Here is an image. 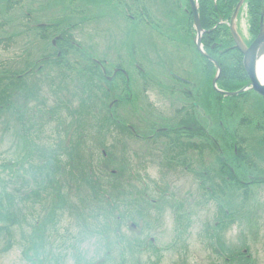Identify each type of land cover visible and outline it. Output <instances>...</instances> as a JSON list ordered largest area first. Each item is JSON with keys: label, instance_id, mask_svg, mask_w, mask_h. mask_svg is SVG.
Segmentation results:
<instances>
[{"label": "flooded vegetation", "instance_id": "obj_1", "mask_svg": "<svg viewBox=\"0 0 264 264\" xmlns=\"http://www.w3.org/2000/svg\"><path fill=\"white\" fill-rule=\"evenodd\" d=\"M10 1H5V13H9L10 9L18 5V3L13 5ZM251 1L259 8V14L254 19L251 18L252 13L246 4ZM76 2L80 5L67 9V15L62 12L67 20L62 19L61 24L55 23L58 17H54L52 23L34 24L36 27L34 30L38 32L39 45L45 43L46 45L41 48L49 46L52 53L45 54L34 63L26 62L22 71L14 72V69H10L7 72L9 73L7 78L21 80L19 85L9 88L6 104L10 106L9 111L16 115L21 129H25L24 133L30 130L25 126L27 113L25 107L32 99L28 98L29 102H26L24 98L26 104H23L25 106L23 108L20 102L16 101L15 104L12 97L13 94L22 96L20 93L22 91L18 90L27 86L26 79L31 78L36 70L38 72L51 70L49 73L58 71L57 77L63 88L71 90L67 98L71 96L80 102L77 108L72 107L67 111L61 110L66 107L64 104L66 100L59 104L60 109H56L57 113L61 115L67 113V119L72 118L73 121L71 127L66 129L64 122L57 117V123L60 125L49 149L35 143L37 148L34 155L43 163L39 169L42 172L37 175L41 177V183H36V188L30 193L35 194L38 201L42 195L48 194L49 185L52 192L69 195L73 189L70 182L61 185L57 178L61 175L67 176V179L71 175L75 178L81 175V178L88 179L93 190L106 200L108 209L105 210L106 215L104 212L103 217L106 224L114 223L112 218L118 221L115 232L118 236L117 243L121 246L119 226L124 222L112 212L117 213L119 209L116 203L117 193L114 192L116 198L112 200L106 191L103 192L94 186L96 178L93 177L91 165L82 166L88 170L87 174L82 168L81 172H77L74 161L91 163L94 157H98L97 161L104 163V172L116 183L121 182L123 175L133 176L138 181L142 176L139 171L146 168L144 167L146 163H157L155 166L159 169V176L177 172L189 174L200 179L197 186L199 190L204 192L207 190V193L211 194L218 190L217 173L220 177H225L228 183L231 181L232 188L235 185L247 193L251 189L250 185L254 184L253 187H256L264 181L260 179L264 177H261L264 169L256 166L255 170H250L252 156L247 149L251 139L242 135L245 130L241 129L242 125L254 124V131L263 133V138L259 142L261 147H264V97L255 91L241 92L250 86L251 80L244 65L246 56L239 49L233 34L234 31L245 50L252 46L259 36L260 25L264 24V0H243L233 21L239 0L231 12H217L210 19L211 27L204 25L199 13L200 0ZM194 8L202 28L200 37L194 21ZM26 14L28 24L37 21L30 12ZM29 25L27 31L31 30ZM19 26L22 28V23ZM73 31L86 32V43L83 45L78 43L71 35ZM8 38L12 42V37ZM197 40H200V45L196 43ZM70 51L79 52L80 59L69 60ZM219 70L220 74L214 86L213 79ZM49 73L41 75L40 80L49 79L47 84L50 92L59 100L60 94L68 91H60L62 86H58L54 78L50 79ZM74 78L81 80V83L75 84ZM202 78L204 83L207 82V91L213 96L210 104L207 99L210 95L203 90L201 84ZM235 93L238 94L226 95ZM225 98L230 99L225 116H232L235 113L238 116L236 118L238 129L233 132L228 130L224 119V122L221 121L223 110L220 108V99ZM40 101L42 102L41 98ZM249 104L261 112L258 120L250 117ZM40 105L46 108L41 103ZM209 106L210 109L207 110ZM241 108L243 109L240 110ZM43 109H39L41 114ZM48 111L52 113L49 108ZM84 111L92 118V125H88V120L83 115ZM76 113L80 116L78 123ZM84 119L87 124L83 123ZM92 128L97 131L95 134L99 137L97 143L92 142V137L87 133ZM109 137L116 140L114 152L110 148L102 147V140L110 139ZM31 156L28 158L31 159ZM115 160L118 161L119 169L110 170L108 165L113 164ZM128 160L137 164L131 167L125 163ZM45 161L53 163L46 172L42 170ZM253 171H260L261 175H252ZM204 183L210 187H204ZM117 191L122 193L120 189ZM63 199L65 203V199L69 197ZM60 202L61 198H52V214L55 210L63 208L62 204L59 205ZM131 205L132 203L127 207L131 208ZM92 213L99 217L98 213ZM50 217L53 221L54 218L51 215ZM130 225L134 229L137 228L134 222ZM38 226L35 230L41 237L43 230ZM144 229L143 225L142 230ZM86 240L89 241V238ZM37 241H40V238H37ZM147 242L148 247L152 245L159 250L152 237ZM44 243L45 241L39 242V246L44 249L37 252L41 255L34 257L32 263L40 264L39 258L46 256L42 255L43 253H49L46 264H50L54 258L52 251L45 252ZM138 243L139 252H144L143 243ZM217 246L219 250H216L215 255L223 259L224 264H235L237 258L244 256L241 253L236 255L235 252L229 256L223 244ZM121 253L119 264H127V256L123 255L124 250H121ZM98 255L104 259L101 253ZM135 260V264L141 263L137 257ZM75 261L77 264H93V260H87V255L79 254Z\"/></svg>", "mask_w": 264, "mask_h": 264}, {"label": "rangeland", "instance_id": "obj_2", "mask_svg": "<svg viewBox=\"0 0 264 264\" xmlns=\"http://www.w3.org/2000/svg\"><path fill=\"white\" fill-rule=\"evenodd\" d=\"M5 1L0 0V76L4 74L2 72L7 73L10 69H14V72L22 71L26 62L34 63L36 59L52 53L49 46L45 49L41 48L46 45L45 43L39 45L38 32L34 30L36 28L34 24L52 23L54 17H58L55 23L61 24L62 19L67 20L62 12L67 15V9L80 5L77 0H11L13 5L14 3L18 5L10 9L9 13H5ZM26 12H30L37 21L30 22L32 24L29 25L25 18ZM24 21H26L25 25ZM20 23L22 28L19 26ZM28 25L30 31H27ZM71 35L81 45L87 41L86 32L73 31ZM8 36L12 37V42ZM68 59L79 60V52L70 51ZM49 72L51 70L46 72L36 70L31 78L26 79L27 86L18 90L22 91L20 92L22 96L13 94L12 99L15 104L18 101L23 108L25 107L23 104L29 102L28 98L32 99L25 107L27 110L25 126L27 129L30 128L28 133H24L25 129H21L16 115L9 111L10 106L6 104V108L0 113V215H2L0 229L5 228L0 231V264H33L32 259L41 255L37 252L44 249L39 246L40 241H45V252L52 251L54 258L50 264H77L75 258L79 254L87 255V260H93V264L103 260L102 264H119L121 250H124L123 255L127 256V264H135L136 257L140 260V264H224L223 259L215 255L216 250H219L217 245L222 244L229 256L235 252L236 255L241 253L250 257L237 258L235 264H264V182L256 187H253L254 184L250 185L251 189L247 193L235 185L232 188V182L228 183L225 177H220L217 173L218 190L211 194L207 193L206 189V192L199 190L197 186L200 179L189 174L177 172L159 176V169L155 166L158 165L157 163H146L144 166L146 168L139 171L142 176L138 181L133 176L123 175L121 182L116 183L104 172V163L97 161L98 157H94L91 163L74 161L77 172H81L83 165L85 167L91 165L93 177L96 178L94 186L99 187L103 192L106 191L112 200H115L117 193L116 203L119 209L117 213L112 212L124 222L119 226L121 246L117 243L118 236L115 232L118 221L112 218L114 223L106 224L103 219L104 212L106 215L105 210L108 209L106 200L96 193L89 180H84L81 175H77V178L72 175L68 176V179L65 175L57 178V181H61V185L70 182L73 189L70 190L69 195L52 192L49 185L48 194L42 195L38 201L35 194L30 192L34 191L36 183H41V177L37 175L42 172L39 169L43 162L36 158L34 155L36 152H29V147L33 143H38L49 149L60 125L59 122L57 123V117L64 122L66 129L71 127L73 121L72 118L67 119V113L62 115L57 113L59 104L66 100L64 103L66 107L61 108L62 111L72 107L77 108L80 104L71 96L67 98L71 90L63 88L62 82L57 77L59 72ZM48 73L50 79L54 78L55 83L62 86L60 91H68L65 94L61 93L59 100L50 92L47 84L49 79L40 80L41 75ZM74 83L80 84L81 80L74 78ZM201 84L203 90L207 91V82L204 83L203 78ZM9 92L10 90H6L4 95L7 96ZM208 94L210 95L207 96L208 102H211L213 96L209 92ZM253 97L257 98L255 95ZM40 103L46 108L41 107ZM229 103L228 98L220 99V108L223 110L220 111L223 116L221 121L225 120L226 127L233 132L238 129L236 119L238 116L237 113L225 116ZM39 109H43L42 114ZM209 109L210 106L207 110ZM248 110L250 117L258 120L261 114L258 108L249 104ZM83 115L87 118L88 125H92V118L85 114V111ZM83 123L87 124L85 119ZM253 125L252 123L251 126L242 125L241 129L245 130L242 135L251 139L247 149L252 156L250 170H255L256 166L263 170L264 147L262 148L259 142L263 138V133L254 131ZM87 133L92 137V142L99 141V137L95 136L97 131L94 128ZM115 141L113 138L102 140V147L110 148L114 152ZM29 155H32L31 159L28 158ZM117 162L115 160L113 164L108 165L109 169H119ZM125 163L131 167L137 164L130 160ZM47 166L48 163L44 162L42 169L44 172L47 171L45 168ZM87 172L88 170L84 171L86 174ZM246 172L248 174V171ZM256 172L253 171L252 175H261L260 171ZM263 176L264 174L261 177ZM203 186L210 187L206 183ZM66 196L69 199H65L64 203L63 197ZM54 197L61 198L62 202L57 204H62L63 208L55 210L52 214L51 200ZM131 203V208L127 207ZM92 212L98 213L99 217ZM50 215L54 218L53 221ZM95 217L97 219H90ZM132 222L137 225L136 229L131 227ZM37 225L44 232L41 233L42 238L35 230ZM143 225L144 230H142ZM151 237L159 250L152 245L148 247L147 241ZM37 238H40V241H37ZM86 238H89V241ZM138 242L143 243L144 252H139ZM99 251L104 259L98 255ZM42 255L46 256L39 258V262L46 264L49 253Z\"/></svg>", "mask_w": 264, "mask_h": 264}, {"label": "trees", "instance_id": "obj_3", "mask_svg": "<svg viewBox=\"0 0 264 264\" xmlns=\"http://www.w3.org/2000/svg\"><path fill=\"white\" fill-rule=\"evenodd\" d=\"M239 0H200V8H199V13L202 17V20L204 22V25L207 27H211L212 23L210 22V19L212 17L215 16V14L217 12H222V11H226V12H231L232 9L235 7V5L237 4ZM249 6V10L251 11L252 15L251 18L254 19L258 14H259V8L257 6H255L254 2H247L246 3ZM216 7V8H215ZM4 73L3 75L0 76V113L6 108V102L8 101V96H6V94L4 95L6 90H9L10 87H14L15 85H19V83L21 82L18 80H14V79H9L7 78V74L6 72H2ZM32 96V94L30 95ZM77 114V113H76ZM78 116V114H77ZM80 116H78L77 119H79ZM26 148L28 146H25ZM36 144L33 143L31 147H29V152H36ZM47 162V161H45ZM53 163L48 162V166L45 167L48 171L50 170V167L52 166ZM84 170H86V168H83ZM224 185H226V182L223 181ZM2 216V215H0ZM4 216V215H3ZM5 229V228H2ZM0 229V231L2 230ZM35 264V263H33Z\"/></svg>", "mask_w": 264, "mask_h": 264}, {"label": "water", "instance_id": "obj_4", "mask_svg": "<svg viewBox=\"0 0 264 264\" xmlns=\"http://www.w3.org/2000/svg\"><path fill=\"white\" fill-rule=\"evenodd\" d=\"M243 3V0H240V2L238 3L233 18L232 20L234 21V18L237 14V12L239 11V8L241 7ZM194 13V21L198 30V37H200L201 32H202V28L200 26V21H199V17L196 11V8H194L193 10ZM232 21V22H233ZM235 40L238 44V47L240 50L243 51V53L245 54V61H244V65H245V69L246 72L248 73V75L250 76V87H247L245 89H243L241 92L246 91V90H254L255 92H257L258 94H260L261 96L264 97V83L260 82V80L257 77V73H256V68H257V64L258 62L264 57V24L260 25V33L258 38L254 41V43L252 44V46L245 50L242 45L239 42V39L237 37V35H235L234 31H233ZM197 44L200 45V40L196 41ZM220 74V70L218 71L216 77L213 79V85L215 86L216 80L218 78ZM238 93L235 94H226L228 96H232V95H236Z\"/></svg>", "mask_w": 264, "mask_h": 264}, {"label": "bare ground", "instance_id": "obj_5", "mask_svg": "<svg viewBox=\"0 0 264 264\" xmlns=\"http://www.w3.org/2000/svg\"><path fill=\"white\" fill-rule=\"evenodd\" d=\"M257 77L260 82L264 83V58H262L261 61L258 62Z\"/></svg>", "mask_w": 264, "mask_h": 264}]
</instances>
